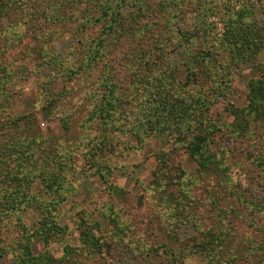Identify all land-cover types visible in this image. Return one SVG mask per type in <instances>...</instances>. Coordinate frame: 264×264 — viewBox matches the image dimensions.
<instances>
[{
    "label": "rangeland",
    "instance_id": "1",
    "mask_svg": "<svg viewBox=\"0 0 264 264\" xmlns=\"http://www.w3.org/2000/svg\"><path fill=\"white\" fill-rule=\"evenodd\" d=\"M33 1L35 3L30 6L35 10L40 4L42 9L47 7L56 15L57 3L66 0ZM178 1L181 3L177 7L180 12L178 16L167 12L165 18L161 19L158 14L157 19V13L148 10L146 14L149 16L146 19L150 23L157 20L165 23L167 19L174 22V24L170 23V29L167 28L166 32L178 36V32L197 30V18L191 13L196 8H212L215 20L220 19L225 23L247 3L257 8L256 17L254 20L252 18L251 22L252 30L255 32L264 30V0H249V3L246 0ZM165 2L168 0H147L148 6L152 8L161 6ZM140 4L139 0H81L76 6L65 5L62 10L57 11L62 16H54L55 20H61V27L53 28L58 35L54 40L43 41V49L48 53L45 55L47 63H43L41 56L40 59L35 58L34 55L31 58H23L24 51L38 54L37 40L33 39L34 33L32 37L31 35L24 37L25 41L22 44L14 40L17 29L20 33H31L28 24L23 25L24 22L32 21L30 9L27 7L20 12L10 9L8 15H2L0 12V62L4 64V60H7L5 66L9 63V69L6 71L8 77H2L4 72L1 71L2 65H0V97L2 98L0 101H3V121L7 126L4 129L5 135L0 138V144L5 143L0 151V167L5 171L11 170L15 166L16 157L23 160L26 156L25 161L21 163L24 164L23 169L35 170L34 161L39 163L45 156L44 149L29 144L37 136H41L46 142L44 147L55 146L57 159L61 157L63 151L66 154V149L75 145V142L81 138L89 137L92 140L97 136L95 142L99 144V140L105 134L103 132L104 134L100 135L104 126L98 124L96 128L91 125L88 129V124L84 125L94 105L93 99L89 101L87 96L90 92L95 95L92 88L97 86L104 74V63L115 59L119 50L107 60H102L97 67L88 66L87 69L76 73L71 70L88 61L90 49L102 38L104 30L107 31L112 18L110 15L117 7L124 6L126 12L141 15L144 7L141 9ZM82 6L84 10L80 9ZM230 7L235 8V11L232 12ZM86 20L94 22L87 24ZM219 25L218 30H223L222 24ZM6 38L13 40L8 46H5ZM200 44L204 45L201 39L196 41V50ZM30 45L33 49H29ZM170 46L173 47L175 44ZM123 47L124 49L127 47L125 41ZM182 50L185 51L184 46ZM179 55V53L173 54L171 61L179 60ZM54 61L57 62L58 67L52 65ZM122 63L125 64L124 61ZM258 65H264V49L245 65L229 69L228 74L231 79L225 83L224 91H217L214 94L215 104L211 106L208 116H213L222 123L234 120L230 114V107L241 109L250 103L249 82L259 76L260 72L256 70ZM137 76L134 75L132 78ZM146 76H149V73ZM220 82L218 74L215 73L204 87L214 90L218 84L221 85ZM122 86L124 94L128 93L127 98L125 97L127 100L133 95L138 96L131 107L136 114L138 112L142 115V117L138 115L140 120L146 121V112L143 114L145 107L142 106L144 96H140L142 93L145 94L146 88L141 87L139 80L134 82L127 80ZM67 91L69 93L64 97L63 94ZM188 91L192 92V88ZM197 92L196 89L193 90V93ZM9 120H17V126L10 125ZM128 120L127 124H129ZM133 123L135 125L136 120L130 124ZM255 126L261 130L259 124ZM220 137L222 136L216 139L220 140L222 148H227L231 153L230 160L249 166L247 162L249 144L231 138L221 140ZM7 141L10 144L20 141V145H17V148L10 145L12 148L9 149L6 145ZM61 145L63 147H59ZM71 151H73V159L69 168L62 173L66 181L63 189L59 191L66 201L58 209L60 212L58 223L65 227L66 231L59 239L49 244H45L41 237L34 236V241L29 244V253L32 255L39 257L48 253L52 257L50 264H175L179 258H182L186 264H264V247L259 249L251 246V239L258 241L264 239V218L261 220L253 210V207L257 208V212L260 208H264V178L258 176L260 172L258 169L250 172L248 178L241 176L243 185H235L234 181L228 183L225 177L220 180L212 176L211 179L200 181L199 187L203 190L209 187L207 189L217 193L220 206L227 209L224 216H228V219L222 224L225 228L220 227L221 223L216 220L215 212L218 208L207 204L204 207L206 208L204 215L209 220L204 222V226L213 228V234L209 236L211 244L207 252L198 251V254L192 255L190 253L192 245L200 238L196 226L192 222L182 225V221L179 223L176 221L183 214L179 211L180 208H186L188 201H181L180 204L175 201L166 214L164 209L166 195L161 192L165 190L168 195L174 192L175 195L180 196L183 187L188 184L187 178L196 176L197 166L183 148L174 151L170 145L165 146L159 134L144 138V136L118 135L112 132L103 151L95 150L93 154L92 149L78 147ZM163 154L166 155L163 157L165 160H162ZM162 162L164 165H169L167 168L170 172L169 179L159 182L160 185L155 187L154 172ZM181 167L188 177L178 179L175 172L180 171ZM53 169L57 168L53 166ZM101 171L109 173L105 182L100 178ZM252 176L255 177L254 180L251 179ZM222 181L226 183L222 184ZM20 183H22L20 186L13 183L9 186L6 181L5 184L1 183L0 200L7 201V192H9V200L21 195V192L26 190L23 187L26 182L22 178ZM244 184L250 191V195L246 197L243 191ZM30 187L32 195L40 197L39 195L43 193L44 185L40 182L32 183ZM112 187L122 190L123 194L116 196L111 192ZM196 194L197 192L194 195ZM202 201L205 202V197ZM175 210L178 214L174 213ZM110 213L117 214L119 224L114 218L112 219ZM159 215L168 217L172 224L166 223V219L162 217L160 220L157 217ZM18 217L20 222L17 223ZM40 218L41 212L36 208L21 212L19 215L17 213L4 217L3 222H0V264H21L18 256L27 254V251H24L27 243L23 244L22 237H25L23 236L25 232H21L19 226L18 228L16 226L22 221L21 225L30 230L31 236L34 235L33 231L37 229ZM118 225L126 227V232L120 237L115 234ZM84 229L95 235L98 241V248L94 252L90 242H84L82 236ZM220 236H223L222 241L219 239ZM66 248L72 249L73 255L70 257L66 255Z\"/></svg>",
    "mask_w": 264,
    "mask_h": 264
},
{
    "label": "trees",
    "instance_id": "2",
    "mask_svg": "<svg viewBox=\"0 0 264 264\" xmlns=\"http://www.w3.org/2000/svg\"><path fill=\"white\" fill-rule=\"evenodd\" d=\"M66 1L67 4H65ZM66 1L57 3L55 8L57 16H62L57 11L62 10L65 5L70 7L76 6L81 0ZM139 1L141 2L140 8L144 7L141 15L139 13L134 15L126 12L124 6L117 7L115 12L110 15L112 18L107 31L105 32L104 30L102 38L95 42L96 45L94 44L93 48L90 49L89 62L85 61L84 64H79L75 70H71L76 73L87 69L88 66L91 68L97 67L102 60H107L109 56H112V54H115L119 50L116 58L114 57L115 59L112 60H115L114 62L108 61L104 63V74L99 79L97 86H93L92 88L95 95H92V92H90L87 96V100L92 101L93 99L94 105L90 109V115L84 125L88 124V129L91 125L95 127L98 124L104 126L100 135H103V132L105 134L99 140V144L95 142L97 136H94L92 140L89 137L81 138L75 142V145L69 146L66 149V154L63 149H60L63 152L61 157L57 159L55 156L56 150H54L55 146L53 148L44 147L43 145L46 142L41 136H37L29 144L39 146L42 150L44 149L45 156L39 163L34 161L33 166H35V170L23 169L24 164L21 163L25 161L26 156L23 157V160L20 157H16L14 160L15 166L11 170L5 171L0 167V184H5L6 181L9 186H12V183L20 186L22 178L26 182V185H23L26 190L21 192V195L18 196L19 198L16 197L9 200V192H7V201L0 200V222H3L4 217H10L17 213L19 215L21 212L33 208L41 212L38 227L33 231L34 235L30 236V230L21 225L22 221L20 223L21 226L19 224L16 226L17 228L19 226L21 232H25V235L23 233L25 237H22L24 240L23 244L27 243L24 249V251H27V254L18 256V261L21 264L51 263L52 257L48 253L39 257L29 253V244H32L34 241V236L41 237L45 244H49L53 240L59 239L66 231V228L60 226L58 223L60 217L58 209L66 201L59 191L63 189L66 181L62 173L65 169L69 168L73 159V151L71 150L77 147L92 149L91 152L93 154L95 150L103 151V147L108 144L112 132L113 134L118 133V135L132 134L136 137L144 136V138L152 134H159L162 136L165 146L170 145L174 151L183 148L187 156L196 164V176L194 178H187L188 184L183 187L180 196L175 195L174 192L168 195L165 190L161 191L166 195V206H164L166 214L168 213V208L175 201L179 204L181 201H188L186 208H180L179 210L183 214L178 220L175 217L174 219L177 223L182 221V225L192 222L196 226L195 228L200 238L198 237V241L192 245V251L190 252L192 255L198 254V251L207 252V248L211 244L209 236L213 234V228L204 226V222L207 219L209 220L204 215L206 211L204 207L210 204L218 208L215 212L216 220L221 223L220 227H223V222L228 219V216H224L227 209L220 206L217 193L211 192L212 189H207L209 187L203 190L199 187L200 181L206 178L211 179L212 176L216 179L220 178V180L225 177L228 179H226L228 183L234 181L235 185H243L241 176L244 175V178H248V174L254 172L256 169L260 171L258 172V176L264 178V65L256 67V70L260 72L259 78H254L249 82L248 99L250 103L241 109L233 106L230 107V114L234 118L232 122L222 123V121H217L213 116H208L211 106L215 104L213 100L214 94L217 91H224L225 83L231 79L228 74L230 72L229 69L245 65L264 49V30L260 32L252 30L251 22L252 18L254 20L256 17L257 8L246 3L243 9L237 11L235 16L229 17L225 23L220 19L215 20L212 8H196L191 13L197 18V30L193 32H178V36H173L172 32L168 33L166 30L167 28L170 29V23L174 24V22L167 19L165 23L160 20H157L159 22L154 21L150 23L146 19L149 16L146 12L153 10V13H157V19L158 14L161 16V19L165 18L164 15L168 13L178 16L180 12H178L177 7L181 4L180 1L168 0V2L162 3L161 6L158 5L156 8L149 7L147 0ZM246 2L249 3V0H246ZM32 3H35V1L0 0V12L3 15L7 14L10 9H14L16 12H20L21 9L27 7L30 9L32 21L24 22L23 25L28 24L31 33H20L17 29L14 40L22 44L28 35L32 37L34 33L35 37L33 36V39L37 40L38 54L35 55L32 52L24 51L25 56L23 58H31L33 55L35 58L41 56L43 63H47L45 62V55L48 53L43 49V41L55 39L58 33L53 28L61 27V20H55V12L48 10L47 7L42 9L40 4L39 8L35 10L30 6ZM80 9L84 10V7L82 6ZM230 9L232 12L235 11L233 7H230ZM86 21L85 23L87 24L94 22L92 20ZM219 23L222 24L223 30H218ZM199 26L201 27L199 28ZM199 39L203 40L204 45L200 44V47L196 50V41ZM12 41L6 38L5 46H8ZM124 41L127 44L126 49L123 47ZM172 44H175V46L171 47L170 45ZM183 46L185 47V51L182 50ZM29 49H33L32 45L29 46ZM178 53L180 54L179 60L176 62L171 61V56ZM6 61L4 60V64L0 62V65H2L1 71L4 72L2 77H8V72L6 71L9 69V63L5 66ZM52 65L58 67L56 61L52 62ZM147 73H149V76H146ZM215 73L218 74L221 85L218 86V84L214 90H208L209 87H204L205 83L210 81ZM223 73L226 75L225 77ZM134 75H138V79H135L137 77L132 78ZM128 76L129 79H127ZM127 80L129 82L139 80L142 84L141 87L143 89L146 88L145 94H140V96H144L142 106L145 107L143 114L146 112V121L140 120L138 116L140 114L138 112L136 114L131 107L138 96L133 95L130 100L126 99L128 93L124 94L122 85ZM191 88L192 92H189L188 90ZM195 89L198 91L197 93H193ZM68 93V91L64 93V97ZM0 99L2 98L0 97ZM140 108L142 107L140 106ZM3 110V101H0V138H3L2 136L5 135L6 131L4 129L7 127L3 121ZM137 111H139L138 108ZM127 120L129 124L133 120H136V124L134 125V122L133 125H129L127 124ZM16 121L9 120V124L17 126ZM62 122H65V120H62ZM255 124H259L261 130H258ZM218 133L222 136L220 137L221 140L231 138L249 144V155L247 158L249 166L230 160L231 153L227 148H222L220 140L216 139L220 136ZM4 144H0V151L4 147ZM6 145L9 149L12 147L17 148V145H20V141H16L15 144H10L7 141ZM46 149L48 150L46 151ZM164 156L166 155L163 154L162 160H165ZM68 158L70 159L68 160ZM53 166L57 169H53ZM168 167L169 165H164V162L158 165L156 172H154L153 186L158 187L160 185L159 182L169 179L170 172L167 171ZM100 173V178L104 182L107 181L109 173L104 171ZM175 173L178 179L187 176L182 167L180 171ZM251 179L254 180L255 177L252 176ZM226 181H222V184L226 183ZM36 182L44 185V190L39 195L40 197L31 194L30 186ZM152 190L155 191L154 188ZM248 190L249 187L244 184V197L250 195V191ZM111 192L118 196L122 193V190L119 191L112 187ZM195 192H197L196 195H194ZM148 193L150 195L149 191ZM204 197L205 202L202 201ZM253 210L261 220L264 218V208H260L257 212V208L253 207ZM174 213L178 214L176 210ZM110 215L119 224L117 214L110 213ZM157 217L160 220L162 217L166 219V223L172 224L170 219L164 215ZM18 222H20L19 217ZM125 232L126 227H119L118 225L115 234L120 237ZM82 236L84 242H90V246L94 248V252L98 248V241L95 235L84 229ZM219 239L222 241L223 236H220ZM251 246L258 247L259 249L263 248L264 239L260 241L251 239ZM65 253L70 257L73 255V250L66 248ZM175 264L186 263L182 258H179Z\"/></svg>",
    "mask_w": 264,
    "mask_h": 264
}]
</instances>
